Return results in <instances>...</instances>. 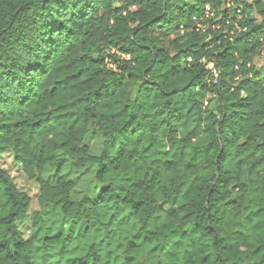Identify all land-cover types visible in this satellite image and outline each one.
Here are the masks:
<instances>
[{"label": "clouds", "instance_id": "9594fccd", "mask_svg": "<svg viewBox=\"0 0 264 264\" xmlns=\"http://www.w3.org/2000/svg\"><path fill=\"white\" fill-rule=\"evenodd\" d=\"M0 264H264V0H0Z\"/></svg>", "mask_w": 264, "mask_h": 264}]
</instances>
